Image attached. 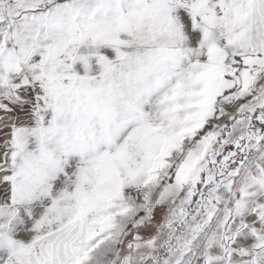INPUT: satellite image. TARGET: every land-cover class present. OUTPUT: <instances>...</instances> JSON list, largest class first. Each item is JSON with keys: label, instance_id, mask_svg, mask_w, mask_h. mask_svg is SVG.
I'll use <instances>...</instances> for the list:
<instances>
[{"label": "snow or ice", "instance_id": "1", "mask_svg": "<svg viewBox=\"0 0 264 264\" xmlns=\"http://www.w3.org/2000/svg\"><path fill=\"white\" fill-rule=\"evenodd\" d=\"M0 264H264V0H0Z\"/></svg>", "mask_w": 264, "mask_h": 264}]
</instances>
